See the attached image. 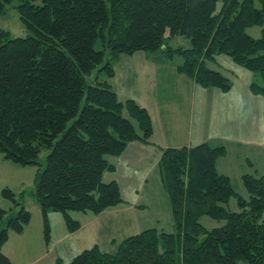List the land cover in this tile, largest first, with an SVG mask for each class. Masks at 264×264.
Segmentation results:
<instances>
[{"label": "trees", "instance_id": "1", "mask_svg": "<svg viewBox=\"0 0 264 264\" xmlns=\"http://www.w3.org/2000/svg\"><path fill=\"white\" fill-rule=\"evenodd\" d=\"M13 1L30 35L11 39L0 30V153L17 165L39 166L35 196L47 240L50 212L62 214L72 233L81 228L72 213L98 215L123 204L118 182L103 180L116 170L107 157L121 156L131 142H151L147 109L121 102L108 81L119 57L178 54L180 74L227 93L230 79L208 66L225 55L253 73L250 89L264 96V0H0V13ZM256 26L260 38L247 33ZM176 36L192 47H169ZM97 68L107 80L89 82ZM226 155V147L207 143L165 149L159 171L175 230H144L115 254L95 245L70 264H264V175L242 177L246 199L218 171ZM2 197L13 206H0V264H12L3 246L11 232L25 231L32 213L11 189ZM233 198L238 211L227 207ZM205 216L225 224L207 229Z\"/></svg>", "mask_w": 264, "mask_h": 264}, {"label": "crops", "instance_id": "2", "mask_svg": "<svg viewBox=\"0 0 264 264\" xmlns=\"http://www.w3.org/2000/svg\"><path fill=\"white\" fill-rule=\"evenodd\" d=\"M162 51L119 57L114 62V77L108 79L121 102L135 100L147 109L153 121L150 143L131 142L121 156L108 158L116 170L105 172L103 180L118 182L125 202L98 215L72 213L81 223V228L72 233L62 214L50 212L49 240L45 238L43 221L32 227L31 220L23 233L11 232L3 246V253L12 264H70L79 253L95 245L106 252L97 233H111L110 243L119 247L124 239L144 230L165 231L167 223L171 229L170 201L159 171L167 148L204 143L224 146L227 155L217 163L221 174L232 179L233 173L241 181L245 174L264 175V96L253 94L250 89L253 73L229 57L218 55L208 66L226 75L232 89L225 93L218 88H203L180 74L179 65L174 72L165 69L171 63L166 57H158L157 52ZM99 78L107 80L105 73H100ZM178 85L187 95L184 110L183 99L175 96L174 86ZM2 202L3 208L13 206L9 201ZM76 233L82 234L81 242L74 239Z\"/></svg>", "mask_w": 264, "mask_h": 264}, {"label": "rangeland", "instance_id": "3", "mask_svg": "<svg viewBox=\"0 0 264 264\" xmlns=\"http://www.w3.org/2000/svg\"><path fill=\"white\" fill-rule=\"evenodd\" d=\"M17 6H18V1H13L12 3L6 5L5 11L3 13H0V30L8 32L9 37L11 39L26 38L30 35V31L24 26L21 20V16L17 9ZM261 31H262V27L256 26V27L248 29L247 33L254 38H260ZM167 45L173 49H177V48L190 49L192 47V42L189 38L185 36H176L173 39L169 40ZM96 49L97 50L101 49L100 43L96 44ZM148 53H154V52H148ZM157 55L160 58L166 57L169 60V63L171 64L165 66L164 68L170 71L172 70V72H174V69L178 65H182L184 62L183 57L178 54L171 57V62H170L169 54L167 52H163V51L157 52ZM152 57H157V56H151V58ZM172 58H173V61H172ZM99 74H100L99 68L95 69L92 75L88 79L89 82H91L94 78H97ZM171 81L175 82V78H171ZM174 90H175V96L178 95L181 99H183L184 103L181 104L182 106L181 110H184L187 106L186 104L187 95L185 93V90L182 85L174 86ZM169 112H171V108ZM124 115L127 118H130L126 111ZM169 116H171V113H169ZM48 154H49V151L44 150L42 154L40 155L39 162L40 164H42L41 165L42 169L45 167ZM38 168L39 166H36V165L25 166V167L17 165L11 161L6 160L4 155L0 153V202L3 201L5 203H8V201L2 197V191L5 188L11 189L18 196L17 197L18 200H21V202L24 203L26 208L32 213V227L41 225L43 221L42 211H41V208L35 196V181H36V174H37ZM240 172H241V169L239 173ZM232 176L233 177L231 180H232L235 190L239 194H241V196L245 197L246 199H249V194L243 184V181L235 177L233 173H232ZM227 207L231 211H238L237 200L235 198L231 199ZM74 213H77V212H74ZM200 222L207 229L217 228L225 224L224 221H217L207 216L202 217ZM167 226H169L168 223H167ZM167 226L165 227V231L169 232L168 230H171V231L175 230L174 224H173L172 212H171V225H170L171 229ZM111 235L112 234L109 232H106L105 234H100V233L96 234L97 238L100 239V244H101L102 249L105 250L106 252L115 254L118 250V246L116 247L115 245L117 243H115L114 245L110 243L111 240L113 239ZM73 237L74 239H77V241L80 240L79 242H81L82 234L76 233L75 236Z\"/></svg>", "mask_w": 264, "mask_h": 264}]
</instances>
